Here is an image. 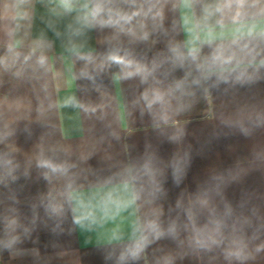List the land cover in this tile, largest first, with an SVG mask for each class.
<instances>
[{"label": "crops", "instance_id": "0c3cea01", "mask_svg": "<svg viewBox=\"0 0 264 264\" xmlns=\"http://www.w3.org/2000/svg\"><path fill=\"white\" fill-rule=\"evenodd\" d=\"M52 7V0H31L30 5L21 7H16L14 0H0V58L6 57L10 65L8 71L0 69V237L13 218L20 226L17 232L23 236V227H32L34 206L38 214L30 238L13 252L0 253V264H106L105 253L118 254L122 247L109 244L111 233L120 230L127 237L136 215L149 210L145 206L133 214L130 209L86 231L72 224V212L66 206L62 231L53 234L54 222L45 215L41 201L51 196L63 202L65 181L45 180L36 161L41 151L50 155L48 150L54 146L67 150V156L61 153L60 158L77 165L75 187L87 199L103 190L106 177L146 150L168 161L178 146L168 142L167 136L180 130L184 133L180 147L190 146L191 165L178 187L170 173L167 175V195L152 206L163 213L164 219L176 215L169 209L175 208L182 194L187 197L209 187L213 175L235 169L237 164L244 174L238 182L223 188L224 197L236 205L247 193L264 210V127L246 137L234 125L229 126L238 113L264 111V80L226 92H198L185 112L150 115L138 103L144 86L138 80L117 79L115 66L103 72L95 84L79 78L82 62L65 52L48 27V21L54 19ZM186 14L181 0H169L165 7V25L177 41L196 39L199 7L187 22ZM70 19L57 20L58 29L63 31ZM12 29L15 35L10 37ZM41 36L54 42L45 53L43 69L36 64L39 52L32 54ZM100 41V34L89 33L85 47L98 62L104 51ZM9 45L18 57L7 51ZM161 48L163 44L156 45V49ZM25 57L30 58L26 61ZM20 67L26 71L17 77L14 72ZM70 97L83 107H65L64 101ZM8 173L16 179L13 181ZM262 243L264 232L250 242L255 258L245 264H264V252L254 251ZM166 256L174 257V264H228L218 249L195 254L187 244L178 246L169 239L152 244L138 264H159ZM107 264H114V260Z\"/></svg>", "mask_w": 264, "mask_h": 264}, {"label": "clouds", "instance_id": "9594fccd", "mask_svg": "<svg viewBox=\"0 0 264 264\" xmlns=\"http://www.w3.org/2000/svg\"><path fill=\"white\" fill-rule=\"evenodd\" d=\"M30 3L31 0H14L16 7ZM168 3L169 0H52L54 19L48 21V27L65 52L74 61L82 62L80 79L95 84L103 72L115 66L117 79L138 80L144 86L138 103L150 115L185 112L198 92H226L264 80V0H181L188 13L186 22L194 18L197 7L200 11L195 24L196 39L186 42L171 38L165 25ZM64 17L71 19L61 31L56 21ZM92 32L101 35L104 51L99 62L94 53L85 51ZM8 35L14 36L15 29ZM53 43L41 36L32 50V54L39 52L36 64L41 69L47 63L45 53ZM158 44H163V48L156 49ZM7 51L19 56L12 45ZM9 67L7 58H0V69L8 71ZM25 71L20 67L14 75L22 76ZM64 106L83 107L75 97L65 100ZM233 125L247 137L256 128L264 127V111L238 113L229 121V126ZM183 139L182 131L172 132L167 140L178 148L168 161L146 150L106 177L103 190L93 192L87 199L75 187L77 165L60 158L61 153L67 156V150L54 146L48 150L50 155L41 151L36 167L43 170V178L65 181L63 202L51 196L46 202L41 201L45 215L54 222L52 233L62 231L66 206L72 212V224L86 231L122 212L132 209L136 214L147 206L149 210L132 221L127 237L120 230L111 233L109 244L122 247L118 254L105 253L106 264L110 260L114 264H138L145 251L161 239H169L178 246L187 244L195 254L218 249L228 264H245L254 259L249 245L264 232V210L247 193L236 205L223 195V188L238 182L244 174L239 164L226 173L213 175L209 187L187 197L182 194L175 208L169 209L176 213L174 217L164 219L163 213L152 207L166 197L164 184L169 173L177 187L187 175L191 149L180 147ZM8 175L13 181L16 179L11 173ZM37 215L34 206L32 227H23V236L17 232L20 226L16 219L6 224L0 237V253H11L30 238ZM254 251L264 252V243L256 245ZM159 264H174V257L166 256Z\"/></svg>", "mask_w": 264, "mask_h": 264}]
</instances>
